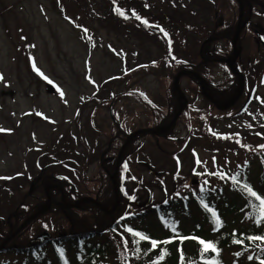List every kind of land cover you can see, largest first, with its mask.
<instances>
[{
  "label": "rangeland",
  "instance_id": "374dc122",
  "mask_svg": "<svg viewBox=\"0 0 264 264\" xmlns=\"http://www.w3.org/2000/svg\"><path fill=\"white\" fill-rule=\"evenodd\" d=\"M220 1L215 7L208 0H121L123 15L132 17L125 23L109 15L108 0H0V240L46 199L39 188L44 175L69 178L78 196H114L105 170L113 173L115 166L101 160L119 153L117 126L126 133L156 126L171 105L172 75L181 62L199 64L202 50L211 60L231 51L215 22L224 9ZM145 21L153 26L144 28L140 22ZM215 30L220 39L203 48ZM252 37L247 31L242 41L247 70L240 71L248 84L236 105L213 110L197 83L183 78L181 90L190 108L184 118L168 137H138L127 151L120 182L129 199L124 214L130 218L134 212L138 218L128 219L118 231L130 252L137 251L130 227L166 237L168 225L159 214L186 234L200 226L206 237L216 239L219 234L199 207L202 198L229 220L232 230L254 228L246 199L224 178H247L264 196V47ZM211 63L205 75L212 88H236L232 74L216 60ZM205 118L219 139L208 134ZM234 204L243 205L244 212ZM78 216L82 225L93 226L98 219L95 212ZM69 226L53 211L33 224L21 245L32 248L45 230L57 235ZM62 240L60 248L75 259L82 241ZM94 241L110 243L113 252L120 247L109 233ZM53 244L45 243L36 254L2 252L0 262L59 264ZM221 257L224 264H261L264 246L226 248Z\"/></svg>",
  "mask_w": 264,
  "mask_h": 264
},
{
  "label": "trees",
  "instance_id": "16d2710c",
  "mask_svg": "<svg viewBox=\"0 0 264 264\" xmlns=\"http://www.w3.org/2000/svg\"><path fill=\"white\" fill-rule=\"evenodd\" d=\"M121 3H122L121 0H108V4L110 7L108 13L109 15L112 16L113 20L123 21L125 23H128L130 19L124 17L122 13L123 11L120 8ZM118 17H120L122 20H120ZM235 24L234 27L231 28V30L228 32L230 38L233 37L234 32L236 30ZM202 68H203V62L196 65L193 64L192 66L190 64L183 63L178 70L180 71V70L192 69L198 71L204 78H207V75H205L206 72ZM185 78L192 79L199 86L198 79H196L195 77L187 76ZM234 90H235V85L232 86L227 91L223 90L222 88H220L219 90L214 89L212 90L213 91L212 94L217 100L226 101L227 99H230L232 97ZM140 96L146 102H148L143 95ZM171 100H172L171 105L170 107H168L167 112H165L164 118L160 123H158L154 127L163 126L170 123L173 117L175 116V114L177 113L179 109V99L176 95H173L172 89H171ZM210 105L212 106L213 110L216 109L211 103ZM189 109H187V111L181 116V118L182 117L184 118L185 114L189 111ZM203 117H205V115H203ZM201 120L204 123V119L201 118ZM205 122H206L205 127L208 134L213 136L211 130L212 126L210 125L211 122L206 120V118H205ZM117 128L119 129V132L122 134L121 141L123 146L125 140L127 139V137L131 132L130 133L123 132L121 130V127L119 126H117ZM172 131L173 129L168 134L162 135L160 137H167L172 133ZM147 135H143V137ZM137 139L138 137H136L132 141L127 151L130 149V147L135 143ZM117 156L116 158L111 156L110 159H107L106 165L112 166L114 169ZM124 158H126V154L124 155ZM260 159L264 167V155H261ZM122 168L123 166H121V170H120V177H119L120 182L122 181V177H123V174L121 175ZM105 172L109 176L108 170H105ZM263 176H264V168H263ZM231 183L234 189L238 190V193L242 194V196L246 199L247 204L245 208L247 207L248 210L247 216H249L250 219L253 220L254 228L247 229L246 227H244L241 230H232L229 220L226 221L223 218L221 219L219 217V210L215 206H213V204L208 202L204 203L203 201L199 204V207L205 211L207 219L210 221L211 225L213 224L214 226L215 233L219 234L217 235L216 239L212 238L211 240L210 238L206 237L205 235L206 233L203 231L202 227L200 226L196 231L186 234L183 230H181L178 227L177 223L170 220L166 214H159L160 218L163 219L164 222H166V224L168 225L169 231L166 232L167 233L166 237L157 238L154 235H151L150 233L144 231L143 229L130 227L128 228V231L130 232V237L133 240L131 244L133 248L134 245L137 248V251L134 250L133 252H130L127 246L128 241L124 237L123 232L118 231V227L123 226L128 219L131 218L133 220L138 218V216H136L134 212H129L130 218H125L128 214V213L124 214L128 210L127 208L128 204L125 203V207H124V202L125 200L126 202H129V199H128V195L126 194V191L123 189L121 185V190H120L121 205L115 214H106L103 211H101L100 208H98L95 204L92 203H87L81 207L74 209H66V210L60 209L57 206H52L49 210L42 213L35 220L27 224L21 230L19 235L8 245L5 251L22 252L27 254H31L30 252L32 251L33 254L35 250L39 249L42 246L40 244H35L34 247L32 248L30 247L29 249H27L28 244L21 245L22 242L21 240L28 241V238H26V236H28V232L30 231L33 224L39 221L40 219H42L43 217H45L46 215H48L49 213L53 211H57L66 218L67 222L70 223V226H69V230L66 232L61 230L57 232V235L53 234L52 243L58 244L59 242L64 241L62 239H67V238H69V241H74L77 239L82 241L80 251L77 253L75 259L63 258L62 260H60L59 264H131L132 262L131 260L133 258L135 259L134 264H208V258H212L211 259L212 264H224L221 257V253L223 249L230 247H240L241 251H247V250L250 251L252 249L259 248V246L262 245L264 246V239H257V237H264V225H262L263 223L262 221H264V208L261 207V201L258 200L256 197H253L247 189L250 188L252 191L256 192L257 195L261 197V199H264V196L253 188L251 183L247 181V178H244L243 181L238 176V174H236L231 179ZM39 184H40L39 188L42 191H44V194H45L44 187L47 186L48 193H50V197L57 202L62 200L63 193L65 194V200L71 204L81 197L76 195L78 188L76 189V186L73 185L71 180L68 178L61 179L60 177L45 176L42 178ZM245 186H247V188ZM112 192L114 194V190ZM31 193L32 192H30L28 196H31ZM94 197H96L97 201L106 208H110L115 201V196H112L109 199V195H105L103 192L95 194ZM46 200L47 198L44 201H42L41 204L30 210V212L19 218L13 225H11L8 234L14 232L27 218L35 214L39 210L41 205L46 202ZM233 207L238 209L236 204H234ZM238 211L239 213L244 212V206L241 205ZM80 212H84L86 214L95 212L98 218L95 220L96 223H92L93 226H89L90 224L82 225L80 223L81 219L78 216ZM217 218H219V224L217 223ZM112 219L114 220L116 219L114 225L111 224ZM106 233L112 234L113 238L115 240L117 239L118 243L120 244V247L116 248L115 252L111 250L110 243L107 242L104 244H100V242L96 243L94 241L95 238H98L99 236H102ZM57 236L59 240L56 239ZM178 236L184 238V241L181 242L177 241ZM153 240L157 242V245L155 247H153L152 245ZM201 240H203L206 244L212 245L216 249V251H212L211 248L205 251V245L200 243ZM165 241L168 242L163 243ZM34 242L35 240L32 243ZM217 249H218V253H217ZM110 255H114L113 261L111 263L107 262V259L110 257ZM0 264H7V263L0 262Z\"/></svg>",
  "mask_w": 264,
  "mask_h": 264
},
{
  "label": "water",
  "instance_id": "95a60500",
  "mask_svg": "<svg viewBox=\"0 0 264 264\" xmlns=\"http://www.w3.org/2000/svg\"><path fill=\"white\" fill-rule=\"evenodd\" d=\"M243 11L242 14L240 16V20L237 26V30L233 39V47H234V56L232 58V60H228V64L231 67L232 72L239 78L240 80V86H239V90L237 92V94L235 95V97L228 103L226 104H222L220 102H218L217 100H215L213 98V96L210 94V92L207 89V81L199 74V72L197 71H189V70H182L180 71L173 80V86H172V90L174 92L175 95L178 96L179 98V110L178 112L175 114V116L173 117V120L162 127H158L156 129H151V128H145V129H139L136 130L135 132H133L132 134H130L128 136V138L126 139L124 145L122 146L118 157H117V161H116V167H115V171L114 174L112 175V181H113V186H114V192H115V198H116V202L114 207L111 210H107L105 208H103L101 206L100 203H98L95 199L90 198V197H85L82 198L78 201H76V203H74L73 205H69L66 204L64 202H54L50 197H48V200L45 204H43L39 210L31 215L29 218H27L19 227L16 231H14L11 235H9L1 244H0V251H3L6 246L15 238L19 235V233L21 232V230L30 222H32L33 220H35L37 217H39L42 213H44L45 211H47L49 208L52 207V205H56L60 208H77L79 207L81 204L84 203H88L91 202L93 204H95L98 208H100L103 212H105L106 214H111L114 213L117 208L120 205V195H119V190H118V175H119V170H120V166H121V161L123 158V155L126 151V149L128 148V145L130 144V142L137 136L139 135H145V134H151L154 136H159V135H165L167 133H169L171 131V129L176 125L177 121L179 120L180 116L182 115V113L186 110L188 104H189V100L187 98V96L182 92L181 90V86H180V81L181 78L185 77V76H195L199 82H200V86H201V91L202 94L204 95V97L211 102L212 104L215 105V107L219 110H227L229 108H231L233 105H235L239 99L241 98V96L244 93L245 90V77L244 75L239 72L236 71L235 69V62L237 60L238 57V49H237V44L239 41V37L240 34L243 30ZM51 239V235L48 233H43L40 237L39 240L41 242H45Z\"/></svg>",
  "mask_w": 264,
  "mask_h": 264
},
{
  "label": "flooded vegetation",
  "instance_id": "af4514ba",
  "mask_svg": "<svg viewBox=\"0 0 264 264\" xmlns=\"http://www.w3.org/2000/svg\"><path fill=\"white\" fill-rule=\"evenodd\" d=\"M210 3H213V6H217L218 3L216 0H208ZM221 6L224 7L223 11H221V19L217 18L215 20L219 31L221 30V39H220V32L218 35L216 34V30L210 35L209 39H211V42L207 43L204 47H206L208 44L215 42L216 40L220 39L221 42L224 40L230 42L231 44V51L226 52L223 54V56L220 59H214L216 60V63H219V65H223L225 69L230 68L229 64L227 63L228 60H231L233 58V37L230 38L228 32L231 30V28L234 27L237 28L238 22L240 20V16L243 11V23L242 25L243 30L238 42V49L243 51L242 41L244 34L247 31H250L253 35L251 38L253 43H255L258 46L264 47V0H224L220 1ZM229 8V11L227 10ZM217 13H215V16L217 17ZM220 23V25H219ZM236 31V30H235ZM235 33V32H234ZM234 36V35H233ZM217 37V38H215ZM238 53V59L235 62V65L239 69H247L245 67V62L243 57H240V53ZM204 59L208 62V66L213 64L214 60H211L210 58H206L204 56ZM221 61L222 63H220ZM249 64V63H247ZM107 159H110V157H106L103 159L104 163H107Z\"/></svg>",
  "mask_w": 264,
  "mask_h": 264
},
{
  "label": "snow or ice",
  "instance_id": "6c2138e0",
  "mask_svg": "<svg viewBox=\"0 0 264 264\" xmlns=\"http://www.w3.org/2000/svg\"><path fill=\"white\" fill-rule=\"evenodd\" d=\"M139 19V17H137ZM146 23V21H145ZM165 35H167V33H165ZM33 67L35 68L36 65L35 63H33ZM37 71H39V69H36ZM0 79H2V76H0ZM45 79H47V77H45ZM49 83H51V81H49ZM0 131H3V129H0ZM247 188V186H245ZM249 191V193L253 196V197H256L258 200L261 201V207L264 208V199H261L260 196L257 195L256 192L252 191L250 188L247 189ZM217 223L219 224V218H217ZM146 238V237H144ZM257 239H264V237H257ZM168 241H165L163 243H167ZM201 244H204L205 245V251H207L209 248L212 249V251H216V249L210 245V244H206L203 240L200 241ZM152 245L153 247H155L157 245V242L156 241H152ZM261 264H264V261L261 262Z\"/></svg>",
  "mask_w": 264,
  "mask_h": 264
}]
</instances>
